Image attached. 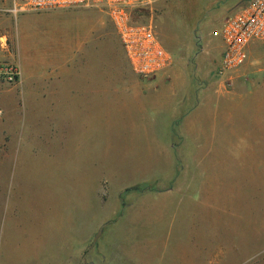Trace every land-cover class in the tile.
<instances>
[{"label": "rangeland", "instance_id": "1", "mask_svg": "<svg viewBox=\"0 0 264 264\" xmlns=\"http://www.w3.org/2000/svg\"><path fill=\"white\" fill-rule=\"evenodd\" d=\"M248 1L151 0L133 11L134 19L153 25L163 47L172 55L173 69H178L183 81H187L185 91L194 99L190 103L194 102L197 113L190 126L204 123L208 136L198 145L184 139V145L172 147V154L164 156L169 160L162 158L165 162L161 176L155 177L144 172L146 163L129 161L149 152L156 154L157 140L167 138L166 133L162 134L165 129L159 128L166 116L161 117L158 107H148L141 92L140 98L133 100L127 95L110 99L107 120L104 119L107 126L97 131L98 137L103 134L98 143L101 140L103 143L93 160L94 169L101 162L109 174L138 167L145 175L94 177L92 210H84L76 199L77 207L66 212L62 224L58 223V213L51 211L48 197L59 187L55 176L69 168L57 162V148L35 145L34 129L42 115L28 114L17 85L19 79L8 83L14 105L7 149L13 147V153L2 174L6 205H2L0 219L2 224L6 219L13 223V239L11 249L6 250L9 256L5 255L1 233L0 264H6L7 256L8 259L12 256L13 264H181L182 259L173 254L174 249L194 250L198 242L182 236L187 233V222L179 217L190 219V232L198 227L215 237H231L230 241L224 239V244L228 241L230 249L244 250V256L236 264H264V45L251 44L247 63L225 72L220 68L222 45L218 36L222 21ZM11 8L12 0H0V17H6V35L0 33V66L15 67L19 72L13 39L20 45L26 30L22 22L37 13L14 16ZM42 13L67 14V22L60 23L56 33L62 42L76 44L108 35L109 69L110 73L114 71L112 59L119 57L120 44L102 9ZM86 26L92 28L93 36ZM133 78L141 85L149 80L139 79L135 74ZM164 79L163 83L171 82L167 77ZM0 82L7 83L2 78ZM175 99L179 102L180 97ZM121 105L136 113L121 114ZM145 106L147 111L140 110ZM4 150L0 147V153ZM125 153H129L126 161H120V155ZM170 190L175 191V199L179 201L178 213L171 209L170 199L155 198ZM10 198L12 202L18 198L24 209L19 212L9 209ZM136 200L144 202L143 206H135ZM154 230L160 233L149 239ZM238 237H246V243L241 245ZM77 248H82L79 259L74 254ZM149 251L155 254L150 256Z\"/></svg>", "mask_w": 264, "mask_h": 264}, {"label": "crops", "instance_id": "2", "mask_svg": "<svg viewBox=\"0 0 264 264\" xmlns=\"http://www.w3.org/2000/svg\"><path fill=\"white\" fill-rule=\"evenodd\" d=\"M30 16L22 22L24 26L26 25V30L21 37L20 45L17 46L13 39L19 69L17 85L20 86L28 114L42 115L41 121H38L34 129L36 131L35 145H52L57 148V162L61 166L69 168L67 171L60 172V176H55L56 181L59 182V187L55 188L53 196L48 197L51 211L53 214L58 213L59 224H62V219L64 220L68 210H75L77 207L76 199L80 200L84 210H92L94 177L116 176L124 178L126 176L145 175L138 167L127 172L116 174L111 172L109 174L108 170L103 169L101 162H98L94 169L93 160L97 158V153H100L99 145L102 147L103 143L102 140L98 143V139L103 137V134L98 137L97 131L103 130V126H107L104 124V119L107 120L110 99H115L117 95H127L133 100L137 97L140 98V94L143 93L142 98L146 97L147 101L143 98L144 103L150 108L158 107L161 111V117L166 116L165 120H161L159 128L165 129L162 134L166 133L167 138L162 137L160 140L162 143L157 140L159 146L156 149V154L155 151H153V155L149 152L147 156L132 157L129 161L146 163L147 168L144 172L153 173V176H161L162 163L165 162L162 158L172 154V147L184 145V139L194 141L195 143L192 144L198 145L200 140L208 136L205 132L204 123L197 122L196 125L190 126V120L197 111L194 109V102L190 103V99H193L192 96L185 91L187 81H183L178 69L177 71L173 69L174 61L171 67L144 81L141 85L136 78H133L120 41L119 57L115 60L112 59L115 69L110 73V43L106 37L108 35H105L104 39L102 36L100 38L92 37L91 40L86 39L82 42H76V44L62 42L56 33L60 23L67 22V14L37 13ZM86 27L93 36L92 28ZM5 31L6 17L2 16L0 17V33L6 35ZM165 77L171 82L163 83ZM8 86V83L0 82V147L5 148L4 152L0 153V214L2 205H6V197L3 196L2 190V174L8 168L7 160L9 157L12 158L13 153V147H10V150L7 149V135L12 128L9 118L11 120L14 105L13 93ZM177 96L180 97L179 102L175 99ZM137 100L139 101V99ZM127 108L125 109V106L121 105V114L124 111L127 115L132 114V112L136 113L132 108ZM140 110L147 111V107L145 106ZM168 117L169 119H167ZM189 130H193L194 133H190ZM125 132L123 131V133ZM155 132H158L156 127ZM104 145L107 146L105 141ZM24 149L21 147V150ZM128 155L129 153L120 155V161H126ZM101 159L104 160L103 157ZM164 159L169 160V158ZM157 167L159 169L155 170ZM175 194V191L170 190L166 193H159L155 198L170 199L173 202L171 209L178 213L180 210L177 205L179 201L177 198L175 199ZM7 200L9 209L12 211L19 212L24 209L18 198L15 202H12L11 198ZM143 203L140 200L134 202L135 206H143ZM174 219L175 217L169 222ZM177 219L187 222V233L182 236L188 237V239H196L198 242L194 250L179 251L174 249L176 252L173 254L182 259L181 264H236L244 256L243 249H230L228 241L226 245L224 244V239L225 242L226 240L230 241L231 237L229 239L215 237L212 232H201L198 227L196 231L190 232V219L189 221L185 220L186 218L179 217ZM12 224L9 219H6L5 223L2 224L0 219V235L2 233L1 240L4 243L1 248L5 255H8L6 250H10L12 247ZM158 224L160 223L157 220L156 225ZM14 225L16 226V224ZM157 232L160 233L158 230ZM157 232L154 230L152 234H149V239L157 237ZM238 239L242 245L246 243L247 238L238 237ZM148 253L150 256L155 254L153 251ZM74 254L79 259V256H82V248H77ZM8 256L5 263L13 264L10 262L12 256L9 259Z\"/></svg>", "mask_w": 264, "mask_h": 264}, {"label": "built area", "instance_id": "3", "mask_svg": "<svg viewBox=\"0 0 264 264\" xmlns=\"http://www.w3.org/2000/svg\"><path fill=\"white\" fill-rule=\"evenodd\" d=\"M151 0H12L10 13L51 12L72 9H102L110 19L122 45L127 63L137 78L147 80L173 64L151 23L133 18V11ZM222 45L220 68L229 72L240 69L248 61V49L253 43L264 45V0H249L234 14L225 18L218 31ZM0 78L16 83L15 67L0 66Z\"/></svg>", "mask_w": 264, "mask_h": 264}]
</instances>
